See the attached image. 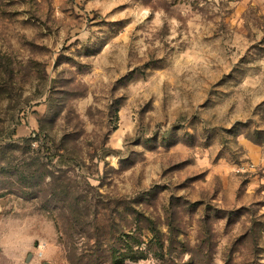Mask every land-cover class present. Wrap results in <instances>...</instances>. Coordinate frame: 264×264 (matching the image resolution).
Instances as JSON below:
<instances>
[{"label":"rangeland","instance_id":"1","mask_svg":"<svg viewBox=\"0 0 264 264\" xmlns=\"http://www.w3.org/2000/svg\"><path fill=\"white\" fill-rule=\"evenodd\" d=\"M127 236L264 264V0H0V264Z\"/></svg>","mask_w":264,"mask_h":264},{"label":"trees","instance_id":"2","mask_svg":"<svg viewBox=\"0 0 264 264\" xmlns=\"http://www.w3.org/2000/svg\"><path fill=\"white\" fill-rule=\"evenodd\" d=\"M126 238H127L126 241H124L122 246L118 249V251L120 253L119 256L117 258L116 257L113 258V259H116L118 261L117 264H124L126 262V260H128L130 258H136L139 255V254L134 253V249L139 247L141 244H139V242L137 240H135L134 238H132L131 236H127ZM132 239L134 240V242L138 243V245L135 244L133 247L130 246L129 242ZM124 249L126 250V252L122 253V251Z\"/></svg>","mask_w":264,"mask_h":264}]
</instances>
